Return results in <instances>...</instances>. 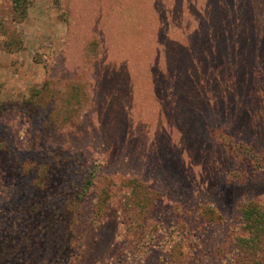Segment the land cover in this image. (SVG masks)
<instances>
[{
    "label": "rangeland",
    "instance_id": "obj_1",
    "mask_svg": "<svg viewBox=\"0 0 264 264\" xmlns=\"http://www.w3.org/2000/svg\"><path fill=\"white\" fill-rule=\"evenodd\" d=\"M25 6L0 0V264H264V0Z\"/></svg>",
    "mask_w": 264,
    "mask_h": 264
},
{
    "label": "trees",
    "instance_id": "obj_2",
    "mask_svg": "<svg viewBox=\"0 0 264 264\" xmlns=\"http://www.w3.org/2000/svg\"><path fill=\"white\" fill-rule=\"evenodd\" d=\"M11 1L13 3L15 14H17L18 16H23L25 14V8H26L25 5H26L27 0H11ZM232 12L235 13V11H233V10H232ZM227 15L228 14L226 13L225 15L221 16L218 19V21L221 22L220 24L223 25L225 23L226 24L230 23V24H232V26L236 27L237 24L241 23L240 20L238 18H236V16L228 18ZM228 34L231 36L230 33H225L224 36H227ZM135 184L136 183L131 182V184H130L131 188L130 187L129 188L131 189L130 190L131 192L135 193V195H133L134 197L139 195L138 191H142L141 198L135 204L133 203V205L134 206L136 205L137 208H138L136 210V213L138 215L142 216V214H145V213L148 212L147 211V207L150 204V200L152 198V195H149V196L147 195V193H148L147 187L140 186V184H137V185H135ZM88 185L89 186L91 185L90 181L88 183H86V187L87 188H89ZM128 201H129V203L132 202L130 200V198H128ZM255 211H256V208L252 209L251 205L247 206L246 208H244L242 210V216H243V219H244L245 223H247L250 227H252L254 229V234H255V236L251 239V241L245 242L243 244V246H240L241 251L243 253H245V254L254 253V251L256 249V246H257L258 242L261 239L260 236H262V235L264 236V213H261V214L257 213L256 214V213H254ZM38 212H40V208L39 207L38 208H31V214H32L31 221L33 222V224H35L38 221L39 217H40ZM206 212L210 213L211 217H212V212L210 211L209 208H203L202 213L205 215ZM132 225H135L136 228H137V227H139L141 225V223H139V224L136 223V224H132ZM76 228H77V226H75L74 223L69 225V229H68L69 232L65 235L64 240H63V245H62V247L60 249L62 254H64V255L73 256L75 254V251L76 252L78 251L77 250L78 243L75 240V234L77 232ZM27 233H28V231H27ZM258 234L260 236H258ZM4 244H7V243L5 242ZM60 255H61V253H60ZM250 255L252 257L254 256L252 254H250ZM0 256H3V258H7V261L10 260L8 258V256H10V254L8 253L7 249L2 248L1 251H0ZM61 257L63 258V255H61ZM58 258H60V257H58Z\"/></svg>",
    "mask_w": 264,
    "mask_h": 264
},
{
    "label": "bare ground",
    "instance_id": "obj_3",
    "mask_svg": "<svg viewBox=\"0 0 264 264\" xmlns=\"http://www.w3.org/2000/svg\"><path fill=\"white\" fill-rule=\"evenodd\" d=\"M262 40V39H261Z\"/></svg>",
    "mask_w": 264,
    "mask_h": 264
}]
</instances>
